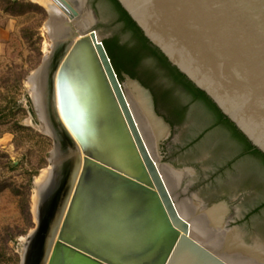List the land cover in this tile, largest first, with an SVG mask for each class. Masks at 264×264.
I'll return each mask as SVG.
<instances>
[{
    "label": "water",
    "instance_id": "water-1",
    "mask_svg": "<svg viewBox=\"0 0 264 264\" xmlns=\"http://www.w3.org/2000/svg\"><path fill=\"white\" fill-rule=\"evenodd\" d=\"M53 1L69 30L61 42L49 33L52 51L28 81L49 73L47 155L53 166L65 147L66 173L36 246L37 227L25 238L20 264L28 247L32 257L38 251L37 264H264L262 244L247 245L231 222L240 206L205 204L255 187L202 188L207 173L194 171V150L181 148L185 137H176L151 89L113 67L103 40L124 38L110 2ZM116 1L150 46L264 154V0ZM237 165L224 166L223 176H237Z\"/></svg>",
    "mask_w": 264,
    "mask_h": 264
},
{
    "label": "rangeland",
    "instance_id": "rangeland-1",
    "mask_svg": "<svg viewBox=\"0 0 264 264\" xmlns=\"http://www.w3.org/2000/svg\"><path fill=\"white\" fill-rule=\"evenodd\" d=\"M0 10L18 15L21 25L20 38L0 55V264H20L23 242L38 227L35 178L43 169L51 168L47 154L54 145L47 131L53 123L48 82L45 83L46 119L41 122L31 98L30 87L34 81H28V77L52 51L53 41L46 24L47 8L42 4L30 0H0ZM65 173L63 165L61 179L52 193L56 198L46 219L63 187Z\"/></svg>",
    "mask_w": 264,
    "mask_h": 264
},
{
    "label": "trees",
    "instance_id": "trees-1",
    "mask_svg": "<svg viewBox=\"0 0 264 264\" xmlns=\"http://www.w3.org/2000/svg\"><path fill=\"white\" fill-rule=\"evenodd\" d=\"M108 1L117 14L116 23L122 24L119 29L124 40L120 43L119 35L116 34L103 40V44L119 78L124 71L150 88L155 107H164L163 116L172 127L189 122V129L201 131L195 142L201 138L202 141L207 139L210 145H214L213 152L223 151L229 156L233 155L231 164L238 163V167L248 174V179L243 184L253 185L255 191L262 196L264 154L249 143L202 91L171 66L156 48L150 46L116 0ZM162 79L168 83H163ZM250 155L256 156L257 161L250 158Z\"/></svg>",
    "mask_w": 264,
    "mask_h": 264
},
{
    "label": "flooded vegetation",
    "instance_id": "flooded-vegetation-1",
    "mask_svg": "<svg viewBox=\"0 0 264 264\" xmlns=\"http://www.w3.org/2000/svg\"><path fill=\"white\" fill-rule=\"evenodd\" d=\"M190 124L186 122L179 127L174 126L172 129L177 130L176 137L178 139L181 135L185 137L184 143L180 145L181 148L194 150L193 154L196 158L191 163L194 171L207 173V176L201 180L203 189L214 192L221 188H230L231 185L248 179V174L241 167H237L238 165L235 168L237 176H223L224 166L233 165H231V157L223 151L213 152L214 145H210L207 139L202 141L203 139L201 138L198 142H195L201 131L199 129H189ZM170 143H174V140H171ZM256 198H264V194L260 196L257 192L240 191L233 198L220 194L205 204H211L222 199L227 200L231 204V207L232 204L237 203L240 207L233 211V219L231 221L237 224L233 225L236 227V231L247 245L259 242L264 247V205H262L264 199L258 203H253V201H256ZM197 200L200 202L201 199L197 198ZM261 205L262 207H260Z\"/></svg>",
    "mask_w": 264,
    "mask_h": 264
},
{
    "label": "bare ground",
    "instance_id": "bare-ground-1",
    "mask_svg": "<svg viewBox=\"0 0 264 264\" xmlns=\"http://www.w3.org/2000/svg\"><path fill=\"white\" fill-rule=\"evenodd\" d=\"M35 3L42 4L47 10L50 12L51 21L48 23L47 28L50 30L49 33L54 35L61 41L64 40L65 34L69 30L63 23H67L71 21L65 13L56 5L53 0H30ZM73 23V22H72ZM77 37H73L72 40L74 41ZM33 86L32 89L34 91V95H37V99H39V106L42 110V116L46 119V97L44 96L46 91V73L38 74L34 76L32 79ZM48 122V121H47ZM49 124V122H48ZM50 126V125H49ZM48 126V127H49ZM51 128V127H50ZM56 154V153H55ZM63 156L62 154H56L52 157V164L51 168H45L41 171V173L35 178V189H36V196H35V205H36V219H37V230L34 233L35 242H33L32 247L36 246L38 238L41 236L42 228L46 222V215L50 208L53 205L56 196H52V193L55 187L58 185L60 177L61 167L63 166ZM57 194V193H56ZM53 197V199H52ZM52 199V201H51ZM31 246V245H30ZM27 248L25 251V259L26 264H36V260L32 257V252L34 248Z\"/></svg>",
    "mask_w": 264,
    "mask_h": 264
},
{
    "label": "crops",
    "instance_id": "crops-1",
    "mask_svg": "<svg viewBox=\"0 0 264 264\" xmlns=\"http://www.w3.org/2000/svg\"><path fill=\"white\" fill-rule=\"evenodd\" d=\"M19 16L0 10V55H3L18 40Z\"/></svg>",
    "mask_w": 264,
    "mask_h": 264
}]
</instances>
